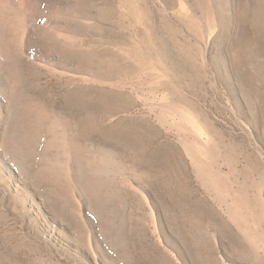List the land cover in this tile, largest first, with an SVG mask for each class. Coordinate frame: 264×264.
Masks as SVG:
<instances>
[{
	"label": "rangeland",
	"instance_id": "obj_1",
	"mask_svg": "<svg viewBox=\"0 0 264 264\" xmlns=\"http://www.w3.org/2000/svg\"><path fill=\"white\" fill-rule=\"evenodd\" d=\"M0 264H264V0H0Z\"/></svg>",
	"mask_w": 264,
	"mask_h": 264
}]
</instances>
